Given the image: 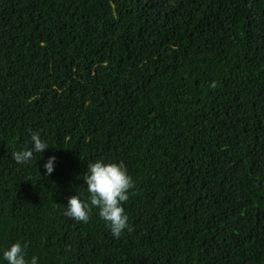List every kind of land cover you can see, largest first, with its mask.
I'll use <instances>...</instances> for the list:
<instances>
[{
	"label": "trees",
	"instance_id": "obj_1",
	"mask_svg": "<svg viewBox=\"0 0 264 264\" xmlns=\"http://www.w3.org/2000/svg\"><path fill=\"white\" fill-rule=\"evenodd\" d=\"M30 131L49 148L18 165ZM98 159L133 180L119 238L97 208L64 215ZM16 242L38 264H264V0H0V249Z\"/></svg>",
	"mask_w": 264,
	"mask_h": 264
},
{
	"label": "clouds",
	"instance_id": "obj_2",
	"mask_svg": "<svg viewBox=\"0 0 264 264\" xmlns=\"http://www.w3.org/2000/svg\"><path fill=\"white\" fill-rule=\"evenodd\" d=\"M29 136L31 148L12 153L18 165L30 162L34 154H42L49 148L38 132L30 131ZM55 162V156H49L44 162L46 175L54 171ZM83 182L87 186L88 199L84 200L77 194L69 197L64 215L78 222L87 223L92 209L97 208L99 217L106 223L114 238H119L125 230L130 231L128 216L122 205L129 198L133 180L125 164L105 162L103 159L95 160L88 164ZM26 247L16 242L5 249H0V264H38L36 256L27 258Z\"/></svg>",
	"mask_w": 264,
	"mask_h": 264
}]
</instances>
